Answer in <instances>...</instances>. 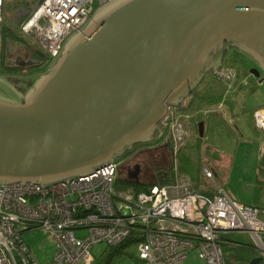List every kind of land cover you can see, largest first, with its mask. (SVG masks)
<instances>
[{
  "label": "water",
  "instance_id": "obj_1",
  "mask_svg": "<svg viewBox=\"0 0 264 264\" xmlns=\"http://www.w3.org/2000/svg\"><path fill=\"white\" fill-rule=\"evenodd\" d=\"M95 12L26 92L0 75V182L86 173L150 141L230 46L264 71V0H112Z\"/></svg>",
  "mask_w": 264,
  "mask_h": 264
},
{
  "label": "built area",
  "instance_id": "obj_2",
  "mask_svg": "<svg viewBox=\"0 0 264 264\" xmlns=\"http://www.w3.org/2000/svg\"><path fill=\"white\" fill-rule=\"evenodd\" d=\"M111 1L38 0L33 9L29 4L19 6L16 19L55 62L67 40ZM4 3L0 0V37ZM24 59L32 61L21 54L10 61ZM231 75L226 73L228 78ZM194 96L193 89L181 104H190ZM179 106L170 105L160 121L165 123L166 138L170 134L174 140L172 181L139 191H118L120 162L114 158L86 173L54 180L0 182V264H97L94 244L118 245L137 229L143 231L136 243L146 264H185L191 249L198 251L204 264H228L222 234L229 230L250 232L264 256V207L234 199L207 164L202 172L214 180L212 194L198 190L188 175L179 174L176 154L186 129L176 112ZM253 115L264 137V106L256 107ZM34 227L55 237L56 250L49 261H37L22 237L24 230Z\"/></svg>",
  "mask_w": 264,
  "mask_h": 264
},
{
  "label": "rangeland",
  "instance_id": "obj_3",
  "mask_svg": "<svg viewBox=\"0 0 264 264\" xmlns=\"http://www.w3.org/2000/svg\"><path fill=\"white\" fill-rule=\"evenodd\" d=\"M37 2L38 0H5L4 3L3 24L13 28L24 41L30 43L37 41L22 30L21 22L16 19V10L19 6L28 4L33 9ZM5 40L12 41L9 36H6ZM2 45L0 39V48ZM7 48L11 59L17 54L28 56L27 48L21 44H9ZM43 54L49 59L45 51ZM248 56L249 54L241 49L230 50L222 66L217 70L210 69L200 84L194 88L195 96L191 104H181L179 109L177 108V115L185 123L186 129L175 162L179 174L189 172L203 184L213 185L214 180L202 172V165L211 166L216 172V181L223 184L234 199L264 207V137L256 126L253 115L254 109L264 104V81H259L264 72L260 69L262 72L260 75H257L259 73L256 71L252 73L254 62ZM230 68L237 69L243 76L240 84L234 86L235 89L228 85V77L222 78L220 74L223 71L230 72ZM39 76L40 74L34 82ZM31 77L33 78L32 75L30 77L14 75L9 80L22 90L26 81L32 82ZM209 101L215 107L208 106ZM235 114L237 119L229 121L228 117H235ZM201 120H206L203 136L199 135L198 124ZM166 132L165 123L162 121L152 139L146 142L149 147L136 149L141 160L140 181L153 183L159 181L164 170L170 168L174 171L175 158L172 152L174 140L170 134L166 138ZM128 171L127 163L118 167L115 185L118 191L133 188V182L128 179ZM22 237L37 261L42 263L53 257L56 240L48 231L34 227L24 230ZM106 247V243H96L92 246V252L98 257ZM222 248L225 260L229 264H264V256L250 232L241 230L223 232ZM257 256L262 258L252 262ZM110 264L145 262L139 257L138 245L134 242L126 250L116 252ZM185 264H204V260L196 249H191Z\"/></svg>",
  "mask_w": 264,
  "mask_h": 264
},
{
  "label": "trees",
  "instance_id": "obj_4",
  "mask_svg": "<svg viewBox=\"0 0 264 264\" xmlns=\"http://www.w3.org/2000/svg\"><path fill=\"white\" fill-rule=\"evenodd\" d=\"M9 36L11 37L12 41L7 42L5 40V37ZM2 39V48H0V73L3 75L8 76L9 78H12L14 75H21L25 77H31L32 82L26 81L24 84V87L22 89L23 92H26L34 83L35 77H37L39 74L45 72L48 70V68L51 65V59H47L44 54L43 50L38 46L37 43H30L27 41H24V38L19 35L16 31H14L13 28H8L3 24V32L2 36L0 37ZM5 41H4V40ZM9 44H21L24 47L27 48L28 51V56H24V58L31 59V62H27L25 64L22 63H11V58L9 56L11 55L10 52H7L8 48L7 45ZM30 79V78H29ZM193 100V99H192ZM191 100V102H192ZM190 102V104H191ZM172 149V146H171ZM169 171L170 168L168 169ZM168 171V172H169ZM172 176L174 177V172L171 171ZM174 179V178H173ZM171 181V178H166L163 174H161L159 181L153 182V183H148V182H142V181H136V180H131L133 182V190L139 191L142 189H147L149 185L154 184V183H159V182H167ZM213 185H210V187H205V189H202L203 192L212 194V189ZM143 237V231L140 229L135 230L126 240H124L122 243L118 245H107V247L100 253V255L96 258V263L97 264H110L112 260V256L116 252H121L126 250V248L134 243L142 239ZM261 259V258H260ZM229 264V263H228Z\"/></svg>",
  "mask_w": 264,
  "mask_h": 264
},
{
  "label": "flooded vegetation",
  "instance_id": "obj_5",
  "mask_svg": "<svg viewBox=\"0 0 264 264\" xmlns=\"http://www.w3.org/2000/svg\"><path fill=\"white\" fill-rule=\"evenodd\" d=\"M238 49L239 48L236 47V46H230V47L226 48L225 51H224V54H223L221 65L219 67H221L222 64L224 63V61L227 59V56H228V53H230V50L231 51L232 50L233 51H237ZM248 58L254 62V67L251 68V71H256L258 73H262L261 70H260L262 68L260 67L259 63L251 55H249ZM27 62L28 61L24 59V60L19 61L18 63L25 64ZM6 77L9 79L8 76H6ZM15 85H16V83H15ZM155 133H156V131H155ZM155 133H154V135H155ZM146 142H149V141L136 143L131 149L125 151L123 154H121L118 157H116L119 160V162H120L119 166L127 163L128 170L130 172H132L134 170L135 166L138 165L139 166L138 168L140 169V172H139V177H140V175H141V162L140 161L141 160H140V158H138V155L136 153V149H140V148L142 149L144 146H147ZM147 147H149V146H147ZM129 171H128V173H129ZM139 177H138V179H140ZM128 179L129 180H133L132 178H129V177H128ZM136 181H139V180H136Z\"/></svg>",
  "mask_w": 264,
  "mask_h": 264
},
{
  "label": "crops",
  "instance_id": "obj_6",
  "mask_svg": "<svg viewBox=\"0 0 264 264\" xmlns=\"http://www.w3.org/2000/svg\"><path fill=\"white\" fill-rule=\"evenodd\" d=\"M12 60V59H11ZM229 71L230 72H232V75H231V77H229V78H227L228 79V85L229 86H231V88H234L235 89V85H239L240 84V79L242 80L243 78V76H242V73L241 72H239L237 69H235V68H230L229 69ZM252 73H254V71H252ZM220 74L222 75V78H226V72L225 71H223V72H220ZM249 74H250V72L248 73V75H246L247 77H249ZM261 73H259V74H257V75H260ZM212 102V101H211ZM220 103H222V102H220ZM209 105L208 106H213V107H215L214 106V104H210V101H209V103H208ZM260 106H264V104H262V105H260ZM257 107H259V106H257ZM215 109V108H214ZM219 109H217V111H218ZM213 111V110H212ZM215 113H217V112H215ZM218 114V113H217ZM237 116H236V114H235V117L233 116V117H228V119H229V121L231 120V119H234V118H236ZM237 119V118H236ZM237 123V122H236ZM238 128H239V126H238ZM205 130H206V120L204 121V133H205ZM260 130V129H259ZM261 131V130H260ZM261 133H262V131H261ZM200 135V134H199ZM201 136V135H200ZM211 167V166H210ZM212 168V167H211ZM168 169H166V170H164V172H162V174L166 177V178H171V181L173 180V176H172V173H171V171H169ZM216 173V172H215ZM185 174L186 175H188L191 179H192V182H193V184H194V186L198 189V190H200V191H202L203 192V190L202 189H205V187H210V185H212V184H210V183H202V182H200V181H198V180H196L195 179V177L192 175V174H190L189 172H185ZM202 186V187H201ZM212 189V192H214V184H213V188H211ZM256 204V203H255ZM258 205V204H257ZM260 206V205H259ZM146 264V263H145Z\"/></svg>",
  "mask_w": 264,
  "mask_h": 264
}]
</instances>
